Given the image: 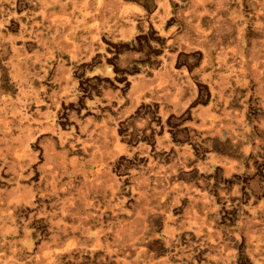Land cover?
<instances>
[{
    "label": "rangeland",
    "instance_id": "rangeland-1",
    "mask_svg": "<svg viewBox=\"0 0 264 264\" xmlns=\"http://www.w3.org/2000/svg\"><path fill=\"white\" fill-rule=\"evenodd\" d=\"M0 264H264V0H0Z\"/></svg>",
    "mask_w": 264,
    "mask_h": 264
}]
</instances>
